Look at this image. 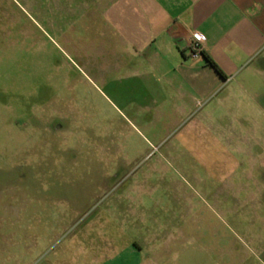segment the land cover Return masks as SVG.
I'll return each instance as SVG.
<instances>
[{"label":"rangeland","instance_id":"1","mask_svg":"<svg viewBox=\"0 0 264 264\" xmlns=\"http://www.w3.org/2000/svg\"><path fill=\"white\" fill-rule=\"evenodd\" d=\"M110 7L0 0V264H264L259 102L133 92Z\"/></svg>","mask_w":264,"mask_h":264},{"label":"crops","instance_id":"2","mask_svg":"<svg viewBox=\"0 0 264 264\" xmlns=\"http://www.w3.org/2000/svg\"><path fill=\"white\" fill-rule=\"evenodd\" d=\"M75 1V0H74ZM120 22V78L133 92L210 96L234 84L264 112V0H87ZM105 13V12H104ZM202 56L189 58L192 34ZM218 70L216 73L204 60ZM260 86L256 92L251 86ZM232 88L226 97H231ZM252 90H256L255 92ZM186 114L185 105L176 107Z\"/></svg>","mask_w":264,"mask_h":264},{"label":"built area","instance_id":"3","mask_svg":"<svg viewBox=\"0 0 264 264\" xmlns=\"http://www.w3.org/2000/svg\"><path fill=\"white\" fill-rule=\"evenodd\" d=\"M204 40L199 34H192L188 45V54L189 58L191 60H196L202 56V50H203Z\"/></svg>","mask_w":264,"mask_h":264},{"label":"trees","instance_id":"4","mask_svg":"<svg viewBox=\"0 0 264 264\" xmlns=\"http://www.w3.org/2000/svg\"><path fill=\"white\" fill-rule=\"evenodd\" d=\"M204 60H205V62H206V64H207L208 66H210V67H211L216 73L219 74V72H218V70L216 69L215 65H214L210 60H208L206 57H204Z\"/></svg>","mask_w":264,"mask_h":264}]
</instances>
